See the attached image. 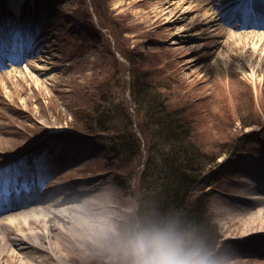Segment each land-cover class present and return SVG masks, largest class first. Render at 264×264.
I'll return each instance as SVG.
<instances>
[{
	"label": "rangeland",
	"instance_id": "obj_1",
	"mask_svg": "<svg viewBox=\"0 0 264 264\" xmlns=\"http://www.w3.org/2000/svg\"><path fill=\"white\" fill-rule=\"evenodd\" d=\"M249 1L0 0V198L15 189L18 173L29 171L37 180L43 168L48 181L44 195L52 194L56 201L94 193L99 206L86 214L87 220L99 225L106 219L103 228L111 233L98 250H82L83 239L74 245L70 239L68 249L61 240L70 257L49 263L26 259L22 264H122L115 245L117 227L135 223L134 182L144 158L136 167L112 160L110 167L109 162L100 164L110 133L96 125L94 136L75 131L96 121L89 106L99 93L128 99L132 57L125 53L130 50L147 58L146 72L155 81L164 77L160 87H171L169 97L185 93L193 103L187 117L195 127L194 138L206 146L204 152L220 153L213 168L216 180L208 188V211L217 239L229 247L223 264H264V226L230 223L245 204L240 197L248 192L247 183L253 176L264 177V29L254 26L261 9L244 17L257 6ZM13 6L19 10L17 18ZM211 7L213 20L206 13ZM15 25L39 27V46L13 43L9 29ZM21 44L27 56L12 64ZM233 143L241 147L226 152ZM28 146L29 152L13 164L17 152ZM92 163L97 170H85ZM120 181L132 184L131 191L119 189ZM251 205L255 208L248 215L264 208L262 202Z\"/></svg>",
	"mask_w": 264,
	"mask_h": 264
},
{
	"label": "trees",
	"instance_id": "obj_2",
	"mask_svg": "<svg viewBox=\"0 0 264 264\" xmlns=\"http://www.w3.org/2000/svg\"><path fill=\"white\" fill-rule=\"evenodd\" d=\"M125 54L129 60L132 57V73L127 88L129 100L99 93L93 106L88 105L95 111L96 121L86 129L77 127L76 132L92 133L96 125L102 126L101 132L110 133L109 145L100 164L112 160L113 164L136 167L143 156L141 171L134 182L137 195L135 223L175 219L183 228L200 237L223 261V252L229 247L227 242L221 243L215 235L216 228L208 211L211 192L207 190L216 180L213 168L218 166L220 153L204 152L206 146L194 138L195 127L187 117L193 103L184 97L185 93L175 92L169 97L168 93L174 91H166L171 88L168 85L160 87L164 77L157 82L153 75L146 72L149 66L143 54L134 55L133 50ZM151 69L154 73V68ZM119 84L117 80L118 91ZM97 87L98 84L93 86ZM176 100L178 105L173 103ZM111 122L116 123L115 127L109 126ZM240 147L241 144L233 143L226 146L225 151ZM129 175L134 174L130 171ZM131 186H124L121 181L118 184L119 189L127 192L131 191ZM117 230L119 235L115 238V245L124 264L119 238L127 228L117 227Z\"/></svg>",
	"mask_w": 264,
	"mask_h": 264
},
{
	"label": "bare ground",
	"instance_id": "obj_3",
	"mask_svg": "<svg viewBox=\"0 0 264 264\" xmlns=\"http://www.w3.org/2000/svg\"><path fill=\"white\" fill-rule=\"evenodd\" d=\"M250 3L260 4L264 8V0H250L248 5H252ZM12 9L14 13L18 12L17 7L13 6ZM207 12H210L211 20L216 17L213 7L206 10ZM254 12L255 10L251 7L247 9L244 17H249ZM16 52H23L22 47L17 48ZM248 175L252 177L254 174ZM262 178L264 177L255 179L253 176L247 183L249 190L246 192L245 189L240 197L241 201L246 200L245 204L242 208L235 210V217L230 218L231 225L243 221L246 228L264 226V208L248 215L255 208L251 205L253 201L264 204V201H261L264 197H258L264 194ZM87 193L92 197L85 193L77 197L63 196V199L58 198L55 201L53 198L31 194L6 200L0 199V217H2L0 232L4 230V234L0 236V264H22L21 261L26 259H37L41 263H49L54 259L70 257L68 253V249H72V245L68 242L70 239L73 245L74 240L82 242L83 239L82 250H98L100 244L105 242V238L111 237V233L107 228H103V223L107 222L106 219H102L99 225L87 220L86 214L93 213L99 206L95 194L90 191ZM250 219L252 223L247 222ZM9 234L13 236L8 237ZM61 240L65 241L63 244H66L68 249L61 246L63 245Z\"/></svg>",
	"mask_w": 264,
	"mask_h": 264
},
{
	"label": "clouds",
	"instance_id": "obj_4",
	"mask_svg": "<svg viewBox=\"0 0 264 264\" xmlns=\"http://www.w3.org/2000/svg\"><path fill=\"white\" fill-rule=\"evenodd\" d=\"M124 264H223L175 219L137 222L119 238Z\"/></svg>",
	"mask_w": 264,
	"mask_h": 264
},
{
	"label": "snow or ice",
	"instance_id": "obj_5",
	"mask_svg": "<svg viewBox=\"0 0 264 264\" xmlns=\"http://www.w3.org/2000/svg\"><path fill=\"white\" fill-rule=\"evenodd\" d=\"M18 2H20V0H9L10 4H15ZM9 32L12 36L13 43L23 40L30 47L39 46V27L33 28L30 25H15L10 26ZM0 167H3V165H0ZM45 177V171L43 168H41L37 175V188H42L48 182Z\"/></svg>",
	"mask_w": 264,
	"mask_h": 264
}]
</instances>
